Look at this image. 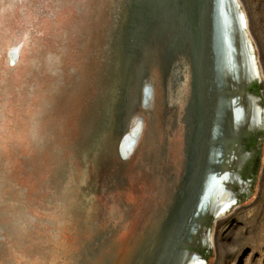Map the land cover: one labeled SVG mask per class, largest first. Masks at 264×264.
Masks as SVG:
<instances>
[{"label": "water", "instance_id": "95a60500", "mask_svg": "<svg viewBox=\"0 0 264 264\" xmlns=\"http://www.w3.org/2000/svg\"><path fill=\"white\" fill-rule=\"evenodd\" d=\"M29 1L27 0L28 4ZM27 2L25 10L28 9ZM115 3L118 9L110 35L111 52L103 60L106 66L102 64L97 70L98 75L102 70L104 78L109 79L107 91H102L104 101L101 100L103 103L95 122L92 148L84 158L83 168L78 170L75 179L66 187L64 199L56 203V196L55 199L47 198L45 205L38 208L32 205L21 206L20 212L15 211L16 203L12 207L9 202L3 209L5 201L10 200L15 193L36 194L45 179L38 183L39 177L33 175L25 178L24 183L20 173L29 170L28 149L31 146L27 142L28 137L23 134L21 139H13L7 137L8 132L0 133V166L3 178L6 179L4 181L0 178V218L5 220L0 227V264H185L192 246L195 245L193 236L197 229L204 233L212 215L218 209V193L230 181L231 168L239 147L240 134L237 125L246 122V115H243L246 97L242 91L243 67L240 50L242 30L235 15L233 1L116 0ZM29 8L32 9L30 4ZM219 11L223 15L224 28L225 21L228 22L227 39L231 42V59L235 63L231 71L230 85L233 110L230 109L233 112L230 113V123L225 134L224 129H221L220 134L213 137L212 126L211 140L206 134L209 113L200 76L203 63L209 60V56L201 47L210 39L212 30L218 25ZM37 21L38 19L35 20L36 23ZM74 24L69 26L71 30H67L66 35L61 34L63 38L58 37L55 40L54 36L51 41L54 49L58 45L56 42L66 39L71 35L72 27L80 23ZM35 25L37 28L38 25ZM80 25L82 28L88 25L89 29L92 22L85 17ZM188 28H194L197 33L196 49H190L192 40L184 32ZM94 32L95 30L89 33L91 39L95 36ZM212 43L214 45V41ZM48 47L49 45L44 46ZM12 54L13 50L10 56ZM154 55L160 61L164 60L157 62L159 67H156V72L150 68ZM77 57L79 56L75 58ZM1 66L8 68L6 59H2ZM198 66H201V70ZM179 68L181 75L177 79L180 80L182 76V83L187 81L190 116L189 122L181 125L179 129V144L177 147L173 146L168 153L167 148L165 149L167 141L164 144L162 134L164 125L167 126L166 108L170 101V89L166 90L164 77L169 73L167 78L170 83L168 82L167 87H170V71L175 73ZM152 73L156 75V81ZM148 75L147 81L144 78ZM99 78L94 80L96 85L93 92L98 91L99 86L103 90L101 82L98 83ZM149 78L153 79L155 85L151 86L149 82L152 81ZM144 82L147 88L151 86L154 91L155 119L146 124L143 138L135 144L134 152L125 161H121L117 152L119 136L124 138L129 122L132 119L138 120L136 116L142 115L134 105L139 101L138 90ZM18 108L17 115L22 114L20 104ZM184 111L182 113L186 114V110ZM2 121L4 122L1 120L0 124ZM6 123L9 125L6 131L11 133L14 129L11 124L13 119ZM64 125L61 126L63 128L60 136L63 134L65 137L72 127L71 122ZM24 126L27 127V124L23 120L21 127ZM249 135L254 139L252 146L259 149V136L252 131ZM36 139L41 141L38 136ZM45 141L49 142L50 147V138ZM51 144L53 145V140ZM152 147L155 149L154 155ZM58 150L59 145L56 142L48 154V159L46 157V164H40L46 168L47 162L51 164L53 158H56ZM149 152L153 155L151 160L155 173L137 180V189L143 187L146 191L140 201L131 202L138 214V218H134L127 212L132 210L128 209L126 198H113L109 194L114 190H107L106 183L110 179L113 166L123 168L124 165L136 161L142 163ZM96 167H99L98 171ZM257 167L253 173H256ZM127 175H131V172ZM224 175L228 176L226 181L222 179ZM249 175L252 177L251 172ZM213 176L217 178V185L209 193ZM125 177L121 176V182L128 178ZM134 197H138L137 193ZM30 200L26 198L28 204ZM52 201V206L45 207ZM19 203L21 201L17 202ZM53 207L54 212H50ZM184 231L186 233L183 234ZM61 235L63 242H67L64 245L60 241ZM185 235L187 239L183 244L178 238ZM179 243L185 247L183 256L176 261L174 254Z\"/></svg>", "mask_w": 264, "mask_h": 264}, {"label": "bare ground", "instance_id": "6f19581e", "mask_svg": "<svg viewBox=\"0 0 264 264\" xmlns=\"http://www.w3.org/2000/svg\"><path fill=\"white\" fill-rule=\"evenodd\" d=\"M78 1L81 3L79 4ZM232 1L240 27L241 18L244 21L243 29L240 28L242 30L240 50L243 67L242 91L246 97V107L243 115H246V122L243 125H237L240 134L239 147L231 168L230 181L218 193V209L212 215L204 233L197 229V233L193 236L195 245L192 246L185 264L207 263V257L214 247L212 223L217 222L226 213L234 209L242 199L252 195L253 177L249 175V172L252 173L258 166L257 159L260 149L256 150L252 146L254 139L250 137L249 132L252 131L259 136L258 144H261L264 138V78L244 8L240 0ZM26 2L27 0H0V121L4 120L0 124V133L8 132L7 137L13 139H21L24 135L28 137L27 142L31 146L28 149L30 164L27 169L29 170H26L25 173L21 171L20 178L24 181L25 178L34 175L39 177L37 179L38 183H41L42 179L45 180L43 185L37 189L36 194L18 192L10 200L5 201L3 209L6 208L9 202L12 207L16 203V212L21 211V206L32 205L34 208L36 206L38 208L45 205L47 198L52 197L53 199L56 196V203L64 199L66 187L75 179L78 170L83 168L84 158L92 148L95 122L103 103H101V100L104 101V95L102 94L109 82V79L104 78L102 70L99 71V75L97 70L102 64L106 66L103 60H106L109 52H111L110 35L113 32L112 27L118 9L117 3H115L116 0H30L29 4L32 9L29 8L27 2L28 9L25 10ZM83 7L85 10H83ZM89 14L91 16H88ZM84 16L90 23L92 22V27L89 29H87L88 25L86 28H82L80 25L85 18ZM217 17V27L212 30L210 39L208 41L205 39L204 41L207 42L204 45L202 44L201 47L202 51L205 50L209 56V60L203 63L202 70L201 66H198L199 70L202 71L200 76L203 81L205 104L209 113L206 134L210 139L212 137V126L214 130L213 137L220 134L221 129H224V134L226 133L230 123L229 116L233 112L230 85L232 83L231 71L235 63L232 62L231 56L229 57V50L226 45L222 46L221 43V39L225 35L222 12L219 11ZM36 19H38V23L35 22ZM31 21L38 25L37 28L35 24L33 26ZM74 23L80 24L75 25ZM73 24L75 26L72 27L71 35L60 42H56L58 45L54 49L53 42L51 44L54 36L55 40L58 37L63 38L61 34L66 35V31L71 30L69 26H73ZM94 30L95 36L91 39L89 33ZM185 31L192 40L190 49H196V31L194 28L192 30L188 28ZM55 33L56 35H54ZM46 45H49V50L44 48ZM12 50L14 54L10 56ZM42 54L45 56L42 57ZM7 55L9 56L7 57ZM76 56L79 57L75 58ZM17 58H19L18 62H16ZM2 59H6L8 68L1 66ZM41 59L42 62H40ZM71 59L75 61L72 62ZM229 60L231 63H229ZM152 61L154 62L150 68L151 70L155 69V72L158 66L157 62H164L162 59L160 61L156 55L152 57ZM155 63L157 64L155 65ZM238 66L241 67V64ZM170 73L172 75L170 77V87H167L169 73L164 77L166 78L164 86L166 90L170 89V101L166 108L167 126L164 125L162 134L164 144L167 141L165 149L167 148L168 153L173 146L177 147L179 144L177 139L179 129L181 125L184 126L189 122L190 116L187 102L189 97L187 81L182 83V76L180 80L177 79L181 75V68L175 70V73L173 71H170ZM152 75L156 81V75L153 73ZM237 75L238 79L239 74L237 73ZM98 77L100 78L97 81L99 84L101 82L103 90H100L99 86V90L93 92L96 85L94 80ZM148 77L149 75L144 79L148 81ZM153 79L149 78V81H152L149 82L151 86L155 85ZM178 81H180V86ZM151 86L147 88L146 82L143 85L141 83L139 92L137 91L139 101L133 105L141 111L142 115L136 116L138 120L132 119L129 122L124 138L122 135L119 136L117 152L121 161H125V158L121 155L122 146L125 148L131 146L128 155L130 156L135 150V144L141 142L146 124L155 119V108L153 107L155 97ZM145 88L148 89L147 95L144 92ZM19 104L22 107L20 111L23 113L17 115ZM184 110H186V114L182 113L185 112ZM15 115L17 116L15 117ZM12 119L13 123L11 124L14 125V129L11 128V133H9V131H6V128L9 127L6 121L10 122ZM23 120L26 122L27 127H21ZM70 122L72 128L69 133L65 137L63 134L60 136V131L63 128L61 126H65L64 124ZM236 122L238 123V121ZM36 136L43 143H40ZM4 138H6V135ZM48 138H50V147L49 142L45 141ZM52 140L53 145L57 142L59 150L56 158H53L51 164L47 162L48 166L46 165L45 168L40 163L46 164V157L48 159V154L53 149ZM152 151L154 155L155 149L153 147ZM158 152L159 150H157ZM153 155L152 152H149L142 163L136 161V163L124 165L123 168L113 166L110 179L106 183L107 190H111V188L114 190L109 195L113 198L117 197V199L121 196L126 198V205H129L128 209L132 210L127 212L132 214L134 218L138 214L135 205L131 202L140 201L145 196L146 191V188L143 187L137 189L139 187L137 180L142 176H150L155 173L152 169L151 157ZM204 165H206V162ZM1 170L0 166V178H3ZM98 170L99 167L98 169L96 167V171ZM130 172L131 175H127ZM121 176L123 178L127 176L128 178L125 177L127 179L121 182ZM2 180L5 181L6 179L3 178ZM27 183L31 184V182ZM135 192L138 197H134ZM27 197L31 199L30 204L26 201ZM20 201L21 203L17 204ZM232 201L235 202L232 203ZM226 203L230 206L225 209L224 204ZM201 204L202 202L200 206ZM52 205L53 201L45 207ZM54 208H50V212H54ZM134 220L138 221L137 219ZM3 221L5 220L0 218V227L4 223ZM61 237V244H66V241L63 242V235ZM178 239L185 244L187 235ZM181 243L175 249L176 261L183 256L182 251L185 245L183 246Z\"/></svg>", "mask_w": 264, "mask_h": 264}, {"label": "rangeland", "instance_id": "374dc122", "mask_svg": "<svg viewBox=\"0 0 264 264\" xmlns=\"http://www.w3.org/2000/svg\"><path fill=\"white\" fill-rule=\"evenodd\" d=\"M240 3L264 78V0H240ZM259 149L258 167L256 173H251L253 193L212 223L214 247L206 264H264V138Z\"/></svg>", "mask_w": 264, "mask_h": 264}, {"label": "snow or ice", "instance_id": "6c2138e0", "mask_svg": "<svg viewBox=\"0 0 264 264\" xmlns=\"http://www.w3.org/2000/svg\"><path fill=\"white\" fill-rule=\"evenodd\" d=\"M243 25H244V21L243 19L241 18V29H243ZM227 31H228V22L227 20L225 21V28H224V32H225V35L222 37L221 39V43H222V46L226 45L227 49L229 50L228 51V55L229 57L231 56V52L233 51L232 49V46H231V42L227 39ZM229 63H231V61L229 60ZM145 93L146 95L148 94V89H145ZM130 149H131V146L125 148L122 146L121 148V155L123 156V158L127 159L128 155L130 154ZM223 180H227L228 179V176L227 175H224L222 177ZM216 185H217V178L215 176H213L211 178V184L209 186V193H211L212 191L215 190L216 188ZM235 201H232V203H234ZM230 205L229 204H224V208H228Z\"/></svg>", "mask_w": 264, "mask_h": 264}]
</instances>
